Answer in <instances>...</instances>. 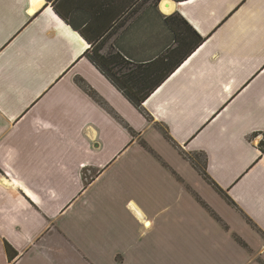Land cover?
Masks as SVG:
<instances>
[{"label": "crops", "instance_id": "crops-1", "mask_svg": "<svg viewBox=\"0 0 264 264\" xmlns=\"http://www.w3.org/2000/svg\"><path fill=\"white\" fill-rule=\"evenodd\" d=\"M174 14L203 43L138 109L81 30L164 72ZM263 134L264 0H0V264H260ZM182 183L218 222L167 236L149 204L193 201Z\"/></svg>", "mask_w": 264, "mask_h": 264}, {"label": "trees", "instance_id": "trees-1", "mask_svg": "<svg viewBox=\"0 0 264 264\" xmlns=\"http://www.w3.org/2000/svg\"><path fill=\"white\" fill-rule=\"evenodd\" d=\"M54 10L60 17H62V14H59L56 8H54ZM165 22L173 32L175 41L179 43L178 46H185V50H183L181 54L179 53V55L177 53V58L175 59L174 64L169 68L164 69V72L160 71V67L151 65L143 70L144 73H139L137 69L131 71L135 73L133 75H127L122 72V69H125L126 64L123 65L124 63L120 61L119 57L111 58L109 56L100 55L99 51L101 43L97 46L94 44L101 38L102 35H104V33H107L105 32L106 30L99 31L96 34L94 33L95 35L91 32V36L87 35L86 31L88 28H85L84 31L81 30L83 37L87 43L90 44V53L87 54V57H89L90 61L95 66L101 68L106 73H111L112 77L115 78L118 83L119 88L138 109L141 108L142 103L153 93V91H155L165 81V79H167L169 75L203 43V38L193 31L187 23L179 17V15H170L166 17ZM179 50L181 49L179 48ZM170 55L172 56L173 54L171 53ZM262 136L264 138V134ZM258 148L264 156V139L259 142ZM202 175L205 180L210 183V180L203 172ZM210 184L219 194L224 195L222 191L217 188V186L213 183ZM225 198L229 201L227 197ZM6 253L8 258L11 260L15 257V253L8 246H6Z\"/></svg>", "mask_w": 264, "mask_h": 264}, {"label": "rangeland", "instance_id": "rangeland-1", "mask_svg": "<svg viewBox=\"0 0 264 264\" xmlns=\"http://www.w3.org/2000/svg\"><path fill=\"white\" fill-rule=\"evenodd\" d=\"M263 139V136H261L258 141V144ZM182 187L184 191L192 195L191 198L193 199V201H188L183 198L180 205H178L177 203L170 204L169 202L165 205L161 202H158V204L156 205L152 204V202L149 204L151 211L149 218H163V221H165V223L161 224L160 229L163 230L167 236H170V234L177 235L178 233L184 235L191 221L194 219H197L199 227V225L207 224L210 218L215 221H217L216 218H218L217 212L212 209V206L208 201H206L205 199H201V197L195 190H189L184 183H182ZM229 205L233 207V212L229 211L231 212V215L224 216V218H251L247 215L245 216L241 208H238L237 206L233 205V203L230 202ZM203 228L207 229L208 227L203 226L200 228V230ZM254 230V236L256 238V241L259 240L261 243V252L259 254H257L256 252V259L257 262H259L260 264H264V231L262 229ZM184 243L185 240L181 242V247L184 246ZM167 245L168 250L177 251L179 248V244L174 243L172 240L167 241ZM214 252L216 254V258L219 259L216 264H224L225 261L221 262L220 255L217 250H214ZM178 257L181 258V256ZM181 264L184 263L182 262Z\"/></svg>", "mask_w": 264, "mask_h": 264}]
</instances>
